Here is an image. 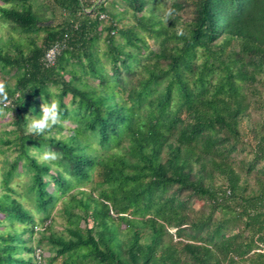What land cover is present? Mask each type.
Returning a JSON list of instances; mask_svg holds the SVG:
<instances>
[{"label":"trees","instance_id":"obj_1","mask_svg":"<svg viewBox=\"0 0 264 264\" xmlns=\"http://www.w3.org/2000/svg\"><path fill=\"white\" fill-rule=\"evenodd\" d=\"M35 1L0 7L28 40L0 46L15 78L1 144L16 154L0 180V264L41 263L26 202L46 222L63 204L68 237L43 236L47 264H264V0H42L44 14ZM54 97L63 123L27 134Z\"/></svg>","mask_w":264,"mask_h":264},{"label":"rangeland","instance_id":"obj_2","mask_svg":"<svg viewBox=\"0 0 264 264\" xmlns=\"http://www.w3.org/2000/svg\"><path fill=\"white\" fill-rule=\"evenodd\" d=\"M42 0H36L34 2L35 9L40 14H44L42 7ZM5 6L4 3L0 0V7ZM116 13H119V15L124 16V22L128 24L133 23V19L128 12H123V8L116 9ZM105 24V22H104ZM15 39V40H13ZM14 41H17L19 44H23L24 48L26 49L28 40L24 36H19L17 33L13 32L10 25L8 23H5L0 18V46L6 47L10 49L11 53H15L14 51ZM103 45V43H102ZM104 45L102 47V50H104ZM15 85V78L12 76V74H7L4 71L0 70V93L3 91H8L10 89H13ZM57 102V98L54 97ZM70 98L66 99V103H69ZM11 121V115L9 112L5 110H0V180L2 178V174L7 170L8 163L12 161V159L15 157V153L11 150H9L6 146L1 144V139L3 136L12 137L11 135H7L12 129V126L10 124ZM47 151H42L39 149H33L31 154L37 158L40 162L43 163H52L54 159H48L44 157V153ZM30 183V174L26 172V170L22 169L19 174L15 175V178L12 182V186L20 193L21 198L24 200V197H29L28 193V187ZM91 189V184L81 185L76 190V197L77 199L82 198V195L78 193L79 191H82L83 193H87ZM1 195V193H0ZM71 198H66L64 201L67 203H70ZM202 203H198L196 205V208H201ZM26 208H29L32 210L33 215L36 218L37 222V228L35 229V234L33 236H30V234L24 235V238L28 240V246L33 247L37 250V258L41 260L40 264H47L46 259L50 258L53 255V251L49 244L47 243H40L41 239L45 235H62L65 237H68V227L70 226L67 217L65 216V213L63 212V204L62 202H59L56 204V206L51 210V221L46 222V219L43 214H39L34 211L33 205L29 202H26L25 204ZM78 212V211H76ZM81 225L84 226V223L82 222ZM16 229L20 230L22 229L21 224L16 225ZM125 226H119L118 231V237L121 239L120 241L126 239V233L124 232ZM44 241V240H43ZM24 255L26 257L31 256V254L24 252Z\"/></svg>","mask_w":264,"mask_h":264},{"label":"clouds","instance_id":"obj_3","mask_svg":"<svg viewBox=\"0 0 264 264\" xmlns=\"http://www.w3.org/2000/svg\"><path fill=\"white\" fill-rule=\"evenodd\" d=\"M175 14L176 9L169 8L165 13V16L168 18L165 20V23L167 24L169 20H172ZM175 26L177 29V36H183L185 34L184 28L178 24ZM26 121L25 131L27 134L36 136L46 135L48 130L63 123L58 102L55 99H52L50 102H44L41 113L27 117ZM43 155L45 158L55 159L57 154L52 151H48Z\"/></svg>","mask_w":264,"mask_h":264},{"label":"built area","instance_id":"obj_4","mask_svg":"<svg viewBox=\"0 0 264 264\" xmlns=\"http://www.w3.org/2000/svg\"><path fill=\"white\" fill-rule=\"evenodd\" d=\"M98 1V0H95ZM58 54V48L54 47L52 48L47 54H46V61L50 64H53L55 62L56 56Z\"/></svg>","mask_w":264,"mask_h":264}]
</instances>
